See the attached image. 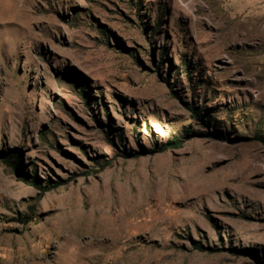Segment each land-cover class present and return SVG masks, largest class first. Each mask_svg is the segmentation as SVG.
Here are the masks:
<instances>
[{
	"label": "rangeland",
	"instance_id": "obj_1",
	"mask_svg": "<svg viewBox=\"0 0 264 264\" xmlns=\"http://www.w3.org/2000/svg\"><path fill=\"white\" fill-rule=\"evenodd\" d=\"M10 152L0 264H264V0H0Z\"/></svg>",
	"mask_w": 264,
	"mask_h": 264
},
{
	"label": "trees",
	"instance_id": "obj_2",
	"mask_svg": "<svg viewBox=\"0 0 264 264\" xmlns=\"http://www.w3.org/2000/svg\"><path fill=\"white\" fill-rule=\"evenodd\" d=\"M188 111L191 112L192 117L193 118H197L199 116L198 111L196 109H194L193 107H188L187 108ZM184 133V137H189L191 135V132H189L188 130H183ZM208 137L211 139H215L218 141H227L226 138L222 137V135H220L219 133H213V134H208ZM182 144V139L181 137H174L172 139H170L163 148H161V152L167 149H176L179 148ZM121 156L123 158H128L130 155L122 152L120 153ZM0 160L3 164H5L6 166L12 167L16 173H18V175H20L21 179L27 183H30V185H32L33 187H35L37 190H43L44 192H47L53 188H56L58 186V184H52L53 186H51V184H47L46 186H41L40 181L37 179V177H31L30 180H27V175L26 174H22L20 172L19 169V163H18V157H17V153L15 152H10V154H2L0 153ZM194 248L198 251H203L204 248L202 247V245L197 244L194 246ZM215 249H210L211 252H213Z\"/></svg>",
	"mask_w": 264,
	"mask_h": 264
}]
</instances>
